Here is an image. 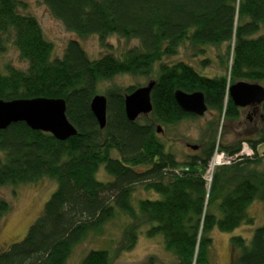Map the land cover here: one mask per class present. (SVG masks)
Returning <instances> with one entry per match:
<instances>
[{
    "label": "trees",
    "instance_id": "trees-1",
    "mask_svg": "<svg viewBox=\"0 0 264 264\" xmlns=\"http://www.w3.org/2000/svg\"><path fill=\"white\" fill-rule=\"evenodd\" d=\"M42 2L79 37L96 35L104 43L117 35L135 38L139 46L121 55L106 52L91 58L79 41L71 39L61 56L52 57V43L45 39L37 18L19 0H0V51L11 41L27 64L25 69L8 64L0 70V99H63L65 116L76 129L65 140L32 130L24 122L0 130V187L44 176L56 182L23 239L0 252V264H65L74 246L89 234H101L116 211L150 224L147 235L160 233L177 264H209V232L215 227L230 232L252 223L247 208L255 199L264 203V173L237 157L217 166L207 187L204 174L214 139L179 162L165 149L157 128L195 117L176 104L177 89L201 91L207 109L227 120L240 116L242 109L232 103L228 87L237 81L264 84V36H255L264 25V0ZM185 41L193 47L228 43L226 72L207 76L187 62L165 61ZM123 74L152 77V110L141 117L143 123L139 117L130 121L124 96L138 86L110 88L104 93L106 123L100 129L90 100L99 93L100 82ZM258 108L264 117V102ZM254 135L255 139L222 144L219 149L234 156L246 142L256 156L257 146L264 143V128ZM112 150L118 157L111 156ZM100 165L111 180L96 179ZM138 183L159 197L137 200L136 210L132 193ZM7 211L8 202L0 197V216ZM136 229L135 225L124 231L121 248L134 245ZM230 243L238 250L233 264H264V225L254 229L248 244L240 235L232 236ZM79 264H111V257L106 250L92 248Z\"/></svg>",
    "mask_w": 264,
    "mask_h": 264
},
{
    "label": "rangeland",
    "instance_id": "rangeland-1",
    "mask_svg": "<svg viewBox=\"0 0 264 264\" xmlns=\"http://www.w3.org/2000/svg\"><path fill=\"white\" fill-rule=\"evenodd\" d=\"M19 1L26 6L27 12L37 18L45 39L52 43V57L61 56L66 43L71 39L79 41L91 58L99 57L106 52L121 55L125 50L139 46V42L135 38L125 39L117 35L109 36L104 41L105 45L99 42L96 35L79 37L74 32L68 31L58 19L53 17L42 0ZM258 35L264 36V25H260L255 36ZM227 52L228 43L226 42L217 46L193 47L188 41H185L178 48L177 54L165 61L181 60L192 65L203 75L218 76L226 72ZM207 58L209 61L203 64L202 62H205ZM8 64L19 69H25L27 66L26 62L19 58L18 51L11 41L6 43L3 51H0V70H3ZM150 78L152 77L116 75L109 80L100 82L98 94L104 95L108 89L115 87L118 89L127 86L143 87L148 84ZM253 83L264 87L263 83ZM258 112V109L252 111L250 107H245L240 111V116L236 120H227L220 116L216 110L207 109L202 116L185 118L171 125H159L161 128L160 140L164 143L165 149L173 153L179 162H185L187 156L197 150L192 149L191 146H196V148L198 146V149L201 150L208 140L214 139L215 148L209 162H214L216 165L213 169L208 165L204 174L208 187L213 171L219 166L217 164L232 163V160L224 156L217 160L218 154L222 152L219 146L231 144L237 140L255 139L256 135L254 134L264 128V117H260ZM141 117L139 116L138 120L143 123L145 119ZM249 153L251 154L239 156L240 160H237L240 162L249 160L247 166L254 167L264 173V143L257 146L256 156L253 150ZM111 156L118 157V153L112 150ZM256 159L259 161L254 162ZM96 179L106 182L112 177L104 171L103 165H100ZM55 187V180L47 176L34 182L0 187V197L8 202V211L0 216V252L23 239L28 228L41 215L43 205ZM158 197L159 195L156 193L144 189V184L138 183L132 193V205L137 210V200ZM247 213L252 218L251 224H241L230 232L220 231L216 227L209 232L212 241L209 264H233L238 250H235L231 245L230 238L240 235L248 244L254 229L264 225V203L262 201L257 199L252 201L247 208ZM135 225L137 237L134 245L130 249L121 248L120 242L124 231ZM149 226L150 224L143 222V218L139 217L138 221H132L125 214L116 211V215L105 224L101 234H89L82 242L74 246L65 264H79L86 252L92 248L106 250L111 257V264H177L176 257L165 249L160 233L154 236L147 235Z\"/></svg>",
    "mask_w": 264,
    "mask_h": 264
},
{
    "label": "water",
    "instance_id": "water-1",
    "mask_svg": "<svg viewBox=\"0 0 264 264\" xmlns=\"http://www.w3.org/2000/svg\"><path fill=\"white\" fill-rule=\"evenodd\" d=\"M154 82L137 87L124 96V112L130 121L148 115L152 110L150 92ZM228 95L236 107H258L264 102V87L258 83L237 81L228 87ZM174 100L179 108L194 116H202L207 111L204 94L177 89ZM90 110L100 129L106 123V97L94 95L90 100ZM24 122L32 130L50 133L58 140H65L76 134V129L65 116V102L60 98L35 97L28 99H0V130L12 123ZM160 127L157 132H160ZM196 149V146H191Z\"/></svg>",
    "mask_w": 264,
    "mask_h": 264
},
{
    "label": "built area",
    "instance_id": "built-area-1",
    "mask_svg": "<svg viewBox=\"0 0 264 264\" xmlns=\"http://www.w3.org/2000/svg\"><path fill=\"white\" fill-rule=\"evenodd\" d=\"M250 151H252L251 148H249V145L246 143V142H242L241 143V148L239 150V152L237 154H235L234 156H229L227 154L224 155V152H221L220 154H218V157H217V160L218 158L221 159V157H225V158H229L230 160L236 158V157H239V156H243L244 154L246 155H250L251 153H249ZM249 153V154H248ZM216 154V153H215ZM220 162V161H218ZM210 167H212V169L215 167L216 164H214V162L208 164ZM217 165H220V164H217Z\"/></svg>",
    "mask_w": 264,
    "mask_h": 264
},
{
    "label": "flooded vegetation",
    "instance_id": "flooded-vegetation-1",
    "mask_svg": "<svg viewBox=\"0 0 264 264\" xmlns=\"http://www.w3.org/2000/svg\"><path fill=\"white\" fill-rule=\"evenodd\" d=\"M247 107H250L251 109H252V111H257V109H259L258 107H253V106H247ZM239 108H241V109H243V108H245V107H239Z\"/></svg>",
    "mask_w": 264,
    "mask_h": 264
}]
</instances>
